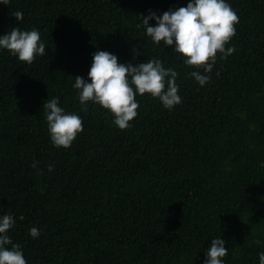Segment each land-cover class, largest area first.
Listing matches in <instances>:
<instances>
[{
  "label": "trees",
  "instance_id": "1",
  "mask_svg": "<svg viewBox=\"0 0 264 264\" xmlns=\"http://www.w3.org/2000/svg\"><path fill=\"white\" fill-rule=\"evenodd\" d=\"M187 2L0 4V34L35 27L48 46L31 64L0 51V214L15 216L9 234L27 264H203L215 236L226 242L225 264H259L264 0H228L239 17L226 45L235 51L223 60L217 53L203 87L187 75L193 69L181 54L137 28L141 15ZM16 10L22 20H15ZM97 48L121 62L155 58L174 68L182 103L169 111L138 95V115L124 130L99 105L81 111L74 76L87 79ZM53 97L82 118L83 131L68 149L49 139L42 105ZM33 226L41 229L35 239L28 231Z\"/></svg>",
  "mask_w": 264,
  "mask_h": 264
},
{
  "label": "clouds",
  "instance_id": "2",
  "mask_svg": "<svg viewBox=\"0 0 264 264\" xmlns=\"http://www.w3.org/2000/svg\"><path fill=\"white\" fill-rule=\"evenodd\" d=\"M0 4L11 5V0H0ZM13 16L16 21L23 19L20 10H16ZM141 17L137 28H143L153 44L171 46L174 52L181 54L183 64L193 69L187 75L201 87L211 80L217 53L223 60L235 51L234 46L226 45L236 33L235 25L239 17L228 0H188L186 6L170 7L161 14L149 11ZM150 21L154 23L150 24ZM46 47L40 31L35 27L22 30L15 26L11 31L0 34V51L7 50L10 55L28 64L37 57H44ZM138 54V50L133 48V58ZM178 75L174 68L165 67L160 59L125 63L116 54L97 48L92 53L87 79L74 76L72 87L76 90L81 111H87L89 103L99 105L112 115V123L124 130L131 127L130 122L138 115V95L148 94L158 99L162 107L169 111L182 103L180 85L176 82ZM216 75L219 76V71ZM42 107L53 147L70 148L83 131L82 118L77 112L61 106L58 97L44 101ZM31 167L35 168L36 162ZM47 167L49 172L54 170L52 164ZM15 225L13 214H0V264H27L22 246L14 242L9 234ZM28 231L33 239L41 235V229L36 226ZM227 254L225 240L215 236L205 250L203 264H225L223 258ZM258 261L264 264V251L258 253Z\"/></svg>",
  "mask_w": 264,
  "mask_h": 264
}]
</instances>
